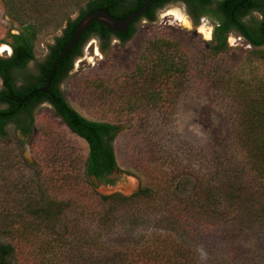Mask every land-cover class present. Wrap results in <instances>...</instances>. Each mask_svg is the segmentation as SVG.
I'll return each mask as SVG.
<instances>
[{
  "label": "trees",
  "instance_id": "trees-1",
  "mask_svg": "<svg viewBox=\"0 0 264 264\" xmlns=\"http://www.w3.org/2000/svg\"><path fill=\"white\" fill-rule=\"evenodd\" d=\"M54 0H5L6 15L17 24L16 33L8 31L0 42L10 47V56L0 57V140L13 126L18 138L15 147L1 148L17 167L15 178L2 187L4 204L0 206V264H64L60 258L76 250L100 252L110 250L112 264H197L190 250L164 244L160 249L150 242L116 245L108 248L102 237L113 229L123 212L134 217H159L173 225H190L198 221L237 222L254 212L264 221V80L241 82L234 97L242 102L238 114L235 147L241 159L240 171L204 182L179 172L165 181L147 174L138 179L137 189L125 195L103 194L101 186L114 185L120 170L113 142L118 127L107 122L91 121L81 116L67 102L60 90L83 48L97 37L104 52L114 37L129 41L140 20L154 22L156 12L174 0H153L146 12L129 28L127 34H115L93 21L79 41L56 64L47 85L51 66L76 32L87 13L103 9L115 18L125 19L137 11L144 0H88L75 19H67L61 34L47 46L46 56L36 61L35 42L44 26L55 23ZM187 4L195 24L210 17L215 24L213 55L228 50L227 36L232 31L249 44L264 61V0H180ZM153 10V11H152ZM243 10V12H240ZM152 11V12H151ZM250 16L246 19L245 16ZM54 19V21H53ZM241 19H245L241 21ZM53 21V22H51ZM15 30V29H14ZM33 64L32 67L30 65ZM189 60L180 42L170 39L151 41L136 67L117 79L115 91L125 95L124 107L134 112L144 101L154 109L170 105L190 73ZM50 106L69 130L87 145L82 171L76 173L94 193L87 199L65 170L34 172L21 149L33 133L34 113L40 105ZM20 150V154L19 153ZM25 163V164H24ZM53 171V172H52ZM17 173L20 176L17 177ZM190 185L184 195L182 189ZM184 190V189H183ZM4 240V242L2 241ZM167 245V246H166Z\"/></svg>",
  "mask_w": 264,
  "mask_h": 264
},
{
  "label": "rangeland",
  "instance_id": "rangeland-1",
  "mask_svg": "<svg viewBox=\"0 0 264 264\" xmlns=\"http://www.w3.org/2000/svg\"><path fill=\"white\" fill-rule=\"evenodd\" d=\"M4 1L0 0V42L9 30L14 28L12 33H16L17 28L6 15ZM87 1H52L56 13L53 17L58 20L44 26L38 34L34 47L37 62L44 59L47 46L61 34L66 20L75 19ZM171 10L179 11L190 26L166 16ZM202 26L209 27L204 21L199 23V27ZM199 27L192 25L180 6H174L157 14L154 22L140 20L129 41L120 43L112 39L104 52L100 51V42L91 38L61 83L60 90L67 102L81 116L118 127L113 147L120 170L129 175H115L112 177L114 185L101 186L98 192L129 195L137 189L138 179L142 180L145 174L165 181L174 174L185 172L190 179L207 182L216 176L234 175L240 171L241 159L234 135L238 131L242 101L233 94L235 86L241 82L254 84L264 80V61L236 36L228 38L226 52L213 55L209 45L212 35L205 39ZM162 38L180 42L189 60L190 73L167 107L154 109L143 101L134 112H128L124 107L126 96L115 91L117 79L136 67L151 41ZM8 56V52L0 54L1 58ZM7 130L6 139L0 140L1 207L4 204L2 187L8 186L6 182L10 175L15 178L20 168L16 164L14 167L15 162L1 152L3 147L13 146L17 150L18 138L13 126ZM21 152L29 163H34L35 173L43 175L51 169L54 173L65 170L70 174L69 182L84 190L89 188L84 191L85 197L94 199L92 189L84 185L81 177H76L86 160L87 145L69 130L50 106L44 104L36 108L33 133ZM23 170L24 167L21 172ZM189 186H184L181 193L185 195ZM146 240L158 249L164 244L185 247L197 264H264V221L253 211L242 221L205 220L190 225H173L159 217H134L123 212L115 227L101 241L108 248ZM111 259L110 250L90 252L80 249L64 254L60 261L64 264H112Z\"/></svg>",
  "mask_w": 264,
  "mask_h": 264
},
{
  "label": "water",
  "instance_id": "water-1",
  "mask_svg": "<svg viewBox=\"0 0 264 264\" xmlns=\"http://www.w3.org/2000/svg\"><path fill=\"white\" fill-rule=\"evenodd\" d=\"M152 1L153 0H144L142 6L137 11L133 12L131 15L126 17L125 19L115 18L114 16H112L103 9L91 11L87 13L85 16H83L77 24L76 32L74 36L65 46V48L60 52L57 58L54 60L51 66V72L47 81V85L45 88L41 89L40 92H45L47 88L50 86L51 77L56 64L79 41L81 36L85 33V31L89 28V26L93 21H98L111 32L124 33L137 19H139L146 12Z\"/></svg>",
  "mask_w": 264,
  "mask_h": 264
},
{
  "label": "flooded vegetation",
  "instance_id": "flooded-vegetation-1",
  "mask_svg": "<svg viewBox=\"0 0 264 264\" xmlns=\"http://www.w3.org/2000/svg\"><path fill=\"white\" fill-rule=\"evenodd\" d=\"M174 6H180V7L183 9V11L186 13V15L188 16V18H189V20L191 21L192 25L195 26L196 28L199 27V23H200V22H202V21L206 22V24L209 26V27H207V28L210 29V31H211V35H212V39H213L214 31H215V24H214V21H213L210 17H206V16H204V17H201L200 20H199V22L195 24V20H194L193 16H192V15L190 14V12L188 11L187 4H186L185 2H183V1H180V0H174V1H171L170 3H168L167 5H165V7H163L162 9H159V10L156 12V15L159 14L161 11L166 10L167 8H170V7H174ZM152 11H153V10H152ZM152 11H151V12H152ZM240 12H243V10H241ZM249 17H250L249 15H248V16H245L246 19H249ZM143 20H144V21H147V19H143ZM244 20H245V19H241V21H244ZM147 22H148V21H147ZM129 28H130V27H129ZM129 28H128V30H127L126 32H124V33H116V32H114V33H115V34H121V35H123V34H127V33H129ZM230 36H236V37H238V38H241V39L244 41V39H243L242 37H240L239 35H236L233 31H232L231 33H229V35L227 36V40H228V38H229ZM92 39L99 41L97 37H92ZM114 40L117 41V42H119V40H118L117 37H114ZM244 42H245V41H244ZM245 43H246V42H245ZM1 45H2V44H1ZM5 45H6V44H5ZM248 45H249V44H248ZM249 46H250V45H249ZM250 47H251V46H250ZM11 53H12V51L9 53V55H11Z\"/></svg>",
  "mask_w": 264,
  "mask_h": 264
},
{
  "label": "bare ground",
  "instance_id": "bare-ground-1",
  "mask_svg": "<svg viewBox=\"0 0 264 264\" xmlns=\"http://www.w3.org/2000/svg\"><path fill=\"white\" fill-rule=\"evenodd\" d=\"M166 16H170V17H173L176 21L182 23L184 26L186 27H189L190 24H189V21L177 10H171L169 11ZM199 32L201 34L204 35V38L205 39H210L211 37V31L209 28H205V27H199ZM10 53L11 52V49L8 45H1L0 46V54H4V53Z\"/></svg>",
  "mask_w": 264,
  "mask_h": 264
}]
</instances>
